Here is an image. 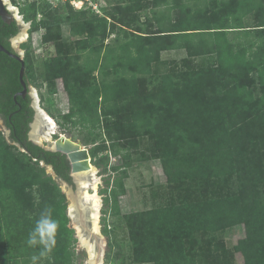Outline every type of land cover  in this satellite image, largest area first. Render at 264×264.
<instances>
[{
    "label": "rangeland",
    "instance_id": "1",
    "mask_svg": "<svg viewBox=\"0 0 264 264\" xmlns=\"http://www.w3.org/2000/svg\"><path fill=\"white\" fill-rule=\"evenodd\" d=\"M8 2L13 15L22 24L21 31L25 29L24 37H20L21 39L14 37L12 43L26 59L28 83L33 100L37 103L36 108H40L43 116L48 114L55 121L57 132L53 136L54 139L63 134L83 147H90L91 160L96 166V175L99 179L97 189L101 200L99 220L103 245L99 243L103 248L99 247L97 250L103 257V264H156L149 257L161 255L163 250L170 253L167 256L187 261L183 264H246L244 255L237 248L239 242L247 236L244 224H237L206 237L200 243L196 238V227L200 222L197 214L207 209L213 199V192H220L221 195L231 194L232 190L229 189L237 184L235 174H227L225 187L224 185L221 187L215 182L218 180L215 173L200 177L195 172L182 168L180 174L171 180L165 172L166 161L190 154L180 145L178 137L195 141L208 135L209 139L215 137L219 141L226 135L222 132L230 127L232 131H236L234 135H229L234 138V151L241 149L235 147L238 144L236 139L242 136V132L239 131L242 125H238V122L243 120V110L239 113L237 104L240 103V98L243 100L244 97L237 93V96L233 97L231 107L228 105L218 112L214 108V105L218 106V101L212 98L228 78L229 66L226 57L228 54L189 56L184 49H168L147 63H142V59L138 61L133 56H130L128 63L122 62L120 56L126 52H121L128 47L130 31L143 32L144 35L158 31L157 20L154 23L151 20L154 16V5L161 3L158 10H166V3L169 0H8ZM77 2H81V5L78 6ZM172 13L175 18L182 16L178 9ZM66 16L71 17V20H66L64 18ZM54 17L59 20H54ZM106 17L109 28L108 36L104 40L101 26ZM251 17V20L245 18L242 21L243 30L247 29L246 26L253 25L254 20L259 21L255 13L249 18ZM45 20L52 21L54 32H60L61 36L56 41L49 42L44 39ZM128 23L132 27L128 28L126 26ZM242 32L237 39L246 44L244 43L248 40L244 33L246 31ZM119 39L118 49L115 52L111 51L109 45ZM237 39L230 40L236 42ZM250 49L247 43L241 48L240 56L247 58ZM73 57L79 59H71ZM70 61H78L89 66L96 65L87 74L86 82L78 87L79 90L77 88L73 90L81 95L83 100L89 101L84 104L87 105L88 112L98 105V113L93 114L95 119H100V125L96 127L91 123L78 121L76 124L69 123L70 127L63 129L54 119L71 111V94L64 80L57 74L65 70ZM216 68H220L219 72L207 75L203 81L202 79L193 81L192 77L184 75ZM167 75L181 80L174 83L173 91H168L169 94L162 92L163 96L157 98L152 87L157 86V91H163L169 86L162 83ZM130 77L137 79V92L129 89ZM108 84L115 86L108 97L118 108V116L110 118L112 127L116 125L117 129L107 127L103 116L105 87ZM248 84V87L252 86V82L248 81ZM186 95H188L186 100L191 98L187 106L189 110L182 111L181 116L177 112L172 113V118L170 115L159 114L160 111L171 113L175 104L179 105L185 100ZM247 105L255 118H259L260 112L264 113L262 102L249 100ZM257 106L261 107L256 110ZM177 118L182 120L186 118L180 129L174 126ZM261 123L252 120L251 125ZM118 130L122 131L121 135L117 133ZM256 133L254 144H257V149L250 158L264 171V137L261 133ZM113 141L125 148L126 161L123 155L114 152ZM53 144L47 141L40 142V145L47 149ZM0 151L4 155L0 157V189L11 193V199L5 201L6 205L2 203L3 197L0 193V247L4 249L0 264H31V256L38 255L41 246H28L29 233L40 215L49 210L48 207L54 203L56 212L51 214L59 224L56 240L59 241L58 245L61 244L60 249L64 245L67 252L60 258L54 256V259L48 255L39 261V264H65L66 260L69 261L68 264L70 261L71 264H87L88 249L82 245L76 221L70 217L72 216L70 205L73 204V200L66 194L68 189L64 181L58 178L53 168L44 161L40 162V170L35 173L31 170L20 173L21 168L18 167L17 170L12 168L10 160L22 156L26 158V151L10 138V130L3 119H0ZM8 173L13 177H18L17 174H20V177L25 176L22 178L24 183L17 188L11 187L4 178V174ZM119 176L124 178L126 193L119 196L120 212L117 213L114 210L112 196L115 180ZM56 188L66 194L65 202L56 196ZM91 188L89 185L87 190L91 191ZM169 205L179 207L183 217L161 226L156 224L149 226L150 222L145 221L144 229L132 231L133 225L129 224L127 214L150 210L154 212ZM170 236L176 239L175 243L168 240ZM263 257L264 254L251 264H264ZM173 260L170 262L164 257L163 264H174Z\"/></svg>",
    "mask_w": 264,
    "mask_h": 264
},
{
    "label": "trees",
    "instance_id": "2",
    "mask_svg": "<svg viewBox=\"0 0 264 264\" xmlns=\"http://www.w3.org/2000/svg\"><path fill=\"white\" fill-rule=\"evenodd\" d=\"M160 5L162 4L156 3L154 5V16L151 18L152 23L157 20L156 26L158 31L150 33V35H144L143 32L133 33L130 31L131 38L128 39V47L122 49L121 52L126 53L122 54L120 58L123 60L122 62L126 63L131 58L130 56H133L134 59L138 61L142 59V63H147L162 51L168 49H184L188 52L189 56H207L208 54H220V56H223L228 54L226 55L229 66L227 71V75L229 74L228 78L225 80L220 91L213 94L212 98L218 101V106L214 105V108L218 112L220 109L224 110L228 105L231 107L233 97L237 93L241 94L240 97H244L243 100L240 98V103L237 104L239 113H241V110L244 113H242V122H238V125H242L239 128L242 136L236 139L238 144L235 145L236 148L241 149L234 151V138L229 135H234L236 131H232L230 127L222 132V134L226 135L219 141L215 137L209 139L208 135L195 141L178 137L177 140L180 145L187 152H190V154L166 161L165 172L171 180L175 175L180 174L182 168H185V171L195 172L200 177L215 173L218 177V180H215V182L221 187L223 185L225 187V177L227 174H235L237 184L235 187L233 186L229 189V191L232 190L231 194L221 195L220 192H213V199L210 201L207 209L197 214L200 222L196 227V238L197 242L200 243L206 237L242 223L246 227L247 236L239 242L237 248L244 255L246 264L255 263L264 254V179H262L264 171L259 168L260 165H255L250 157L257 149V144H254L256 132L261 133V136L264 137V113L261 114L260 112L259 118L253 117L254 114L250 113L251 108L248 107L251 104H247L249 100L250 102H262L264 111V0H169L166 3V10H158ZM175 9H178L182 16L175 18L172 13ZM254 13L259 17V21L255 22L254 20L252 22L254 23L253 25H248L246 26L247 29L243 30L242 21L245 18L246 20H251L252 17H249L253 16ZM64 18L69 21L71 20V17L68 16ZM55 19L59 20L57 17H54ZM43 26L46 29V33L44 34L46 41L53 42L61 36L60 32L53 31L52 21H43ZM126 26L128 28L132 27L130 23ZM108 28V19L106 17L101 26V34L104 40L108 36ZM19 31L20 25L16 21L7 22L0 17V42L11 51H14L11 38L17 35ZM242 31H246L244 33H246L248 39L244 43H249L251 48L250 55L245 59L240 56V51L246 44L239 42L237 39L243 33ZM230 39L237 40L234 42ZM261 41L263 43H260ZM118 42H120V39L109 45L111 51L115 52L118 49ZM74 58L79 59L78 57L71 59ZM106 58L107 56L104 59L105 64ZM68 64L65 70H61L57 74L64 80L71 94V111L56 116L54 119H56L63 129L70 127L69 123L76 124L78 121L91 123L96 127V125H100V119H95L93 114L98 113V105L88 112L87 105L84 104L89 101L83 100L81 95L73 91L75 88L79 90L78 87L83 82H86L87 74L96 65L89 66L78 61H70ZM21 66V61L0 50V116L10 130V138L18 142L26 151V158L22 156L10 160L12 168H15L14 170H17L18 167L21 168L20 173L29 170L35 173L39 172V164L41 161H44L53 168L58 178L74 185L71 175V164L67 155L47 149L29 138L30 124L34 119L35 110L31 106V97L28 94L26 96L17 94L23 89L20 80ZM219 70L220 68H216L210 71H198L194 74H184L183 71L181 72L185 77H192L193 81L199 79L203 81L207 78V75L211 73L216 74ZM25 78L28 81L27 73ZM136 80V77L128 79V82H131L129 89L132 92L138 91ZM180 80L179 78L175 77L174 79L173 76L167 75L164 77L162 83L169 86L163 89V91H157V86H153V93H155L157 98L158 96H163L162 92L169 94L168 91H173L174 83ZM248 81L249 83L252 82V86L248 87ZM150 83L152 84V82ZM114 87V85L110 84L105 87L103 116L107 127H112L110 118L119 114L116 103H113L109 98V92ZM183 94L185 95L186 92ZM187 97L188 95H186L185 100L181 101L179 105L176 106L175 104L171 113L160 111L159 114L161 116L170 115L172 118V113L177 112L181 116L182 111L189 110L187 106L191 98L186 100ZM260 107L255 109L257 110ZM185 120L177 118L174 126L180 129ZM252 120L254 122L261 121L262 123L252 126ZM112 128L117 129V126L114 125ZM117 133L121 135L122 131L118 130ZM113 142L112 147L114 152L120 156L123 155V159L126 161L125 148L120 147L118 142ZM3 156L2 151H0V157ZM190 159L192 160L190 161ZM19 161L20 163H18ZM227 161L229 164H227ZM17 175L18 177H13L9 173L4 174L5 182L11 187L17 188L21 186L24 183V179L22 178H25V176L20 177V174ZM0 193L3 197L2 203L5 204V201L11 199V193L7 190L0 189ZM125 193L124 178L123 176H119L115 180L112 196L114 210L117 213L120 212L119 196ZM56 196L59 200L66 201V194L59 188H56ZM48 208L51 210V213L56 212L55 203ZM5 210L6 208H4ZM154 212L150 210L127 214L126 218L129 224L133 225L132 231L138 232L144 229L145 221L150 222L149 226H152V224L161 226L164 223L176 222L183 217L181 209L176 205L161 207ZM61 223L64 225L63 221ZM168 240L172 243L176 241L173 236H170ZM58 243L59 241L56 242V246L49 254L53 256V259L54 256L55 258H60V256L66 255L67 252L65 246L62 245L63 248L60 249L61 244L58 245ZM3 250V247H0V261L3 260ZM158 255H151L149 259L155 261L156 264H163L164 257H167L170 262L174 258L172 262L174 264L187 263V261L183 262L181 259H175V256H167L170 253L164 250L161 255ZM262 260H264V257ZM68 263L69 261L66 260L65 264Z\"/></svg>",
    "mask_w": 264,
    "mask_h": 264
},
{
    "label": "water",
    "instance_id": "3",
    "mask_svg": "<svg viewBox=\"0 0 264 264\" xmlns=\"http://www.w3.org/2000/svg\"><path fill=\"white\" fill-rule=\"evenodd\" d=\"M11 12H12V9L9 7L8 0H0V17L7 19V17H11V14H10ZM23 31L24 29L21 32ZM0 50L6 52L12 57L17 58L22 63V66L20 69V80L23 85V89L17 94L23 95V96H26L28 93L32 94L30 92L31 87L29 86L28 81L25 78L26 62H25L22 52L17 47L14 48V51H11L8 48H6L1 42H0ZM34 104L36 107L37 103L34 102ZM36 110H37V113L35 115L34 121L31 124V131L29 133V138L33 142L40 145V142L37 141L33 137L32 131L35 129V126L38 124V122H40L41 119L43 120L44 117H43V113L41 112L40 108L37 107ZM0 119H2L1 116H0ZM47 127H48V123L45 122L43 126H40L39 132L44 133V130ZM53 136H55V134H53ZM50 150L58 151V152H61L67 155L70 161V164H71V175L73 177L74 185H71L64 181L68 189V191L67 192L65 191V192L73 200V203H75V207L76 205L77 206L81 205V200L79 201V199L81 198V194L85 190V187L82 185L83 181L89 180L90 183L94 181L92 173H89L88 175L83 174L84 171L90 170L92 167H96L94 162L91 160L90 147H83L80 143L61 134L58 138H55V143L52 145ZM77 213L78 212H76V214ZM70 217L73 218L78 224H82L80 222L81 218H80L79 213L77 214V216L75 215L73 216L72 214V216L70 215ZM89 225L91 226V223Z\"/></svg>",
    "mask_w": 264,
    "mask_h": 264
},
{
    "label": "bare ground",
    "instance_id": "4",
    "mask_svg": "<svg viewBox=\"0 0 264 264\" xmlns=\"http://www.w3.org/2000/svg\"><path fill=\"white\" fill-rule=\"evenodd\" d=\"M77 5L80 6L81 2H77ZM14 9V8H13ZM25 29L20 35L17 37H24ZM42 112V111H41ZM43 120L41 119L40 122L35 126V129L32 131L33 137L38 141H47L51 143H55V139L53 138V134H56V123L52 119L51 116L45 114L43 116ZM48 123V127L45 128L44 133H40L39 129L40 126H43L44 123ZM95 167H92L90 170H86L83 172L84 175H88L92 173L94 181L90 183L89 180L83 181L82 185L85 187L84 193L81 194V205H76L73 203L70 205V212L73 216H77L79 213L81 218L82 224H77L79 235L81 238V243L84 248L87 247L89 253V262L87 264H103V257L97 250L99 247L103 248V238L100 236V208H101V200L98 193V177L96 175ZM89 185L92 186V190H87ZM76 212H78L76 214ZM91 223V226L89 225ZM87 231V233H86ZM101 237V238H100ZM94 239V240H93ZM102 244H100V243Z\"/></svg>",
    "mask_w": 264,
    "mask_h": 264
},
{
    "label": "clouds",
    "instance_id": "5",
    "mask_svg": "<svg viewBox=\"0 0 264 264\" xmlns=\"http://www.w3.org/2000/svg\"><path fill=\"white\" fill-rule=\"evenodd\" d=\"M58 228L59 224L52 218L51 210H46L36 220L34 228L29 233L27 244L29 247L41 246V250L38 255L31 256V264H39V261L52 252L56 246Z\"/></svg>",
    "mask_w": 264,
    "mask_h": 264
},
{
    "label": "flooded vegetation",
    "instance_id": "6",
    "mask_svg": "<svg viewBox=\"0 0 264 264\" xmlns=\"http://www.w3.org/2000/svg\"><path fill=\"white\" fill-rule=\"evenodd\" d=\"M10 14H11V17H7V19H5V18H3V19H4L5 21H7V22L16 21V22L18 23V25H20V31H19V33H20V32H21L22 24L18 21V19L13 15L12 12H11ZM19 33H18L17 35H15L14 37L17 38V37L19 36ZM14 37L11 38V43H12V39H13ZM18 39H21V38L19 37ZM12 47H13V50H14L15 45H13V43H12ZM28 95L31 97V106L34 108L35 113H36L37 110H36V107H35V104H34L33 96H32V94H30V93H28ZM35 115H36V114H35ZM34 119H35V116H34ZM34 119H33V121H34ZM33 121H32V122H33ZM32 122H31V124H32ZM31 124H30V127H31ZM30 131H31V128H30ZM30 131H29V133H30Z\"/></svg>",
    "mask_w": 264,
    "mask_h": 264
}]
</instances>
